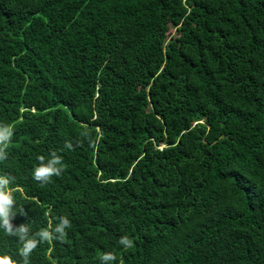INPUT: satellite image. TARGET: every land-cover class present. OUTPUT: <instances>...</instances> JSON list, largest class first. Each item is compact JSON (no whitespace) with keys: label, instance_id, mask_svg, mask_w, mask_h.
Instances as JSON below:
<instances>
[{"label":"trees","instance_id":"16d2710c","mask_svg":"<svg viewBox=\"0 0 264 264\" xmlns=\"http://www.w3.org/2000/svg\"><path fill=\"white\" fill-rule=\"evenodd\" d=\"M0 123L28 264H264V0H0Z\"/></svg>","mask_w":264,"mask_h":264},{"label":"clouds","instance_id":"9594fccd","mask_svg":"<svg viewBox=\"0 0 264 264\" xmlns=\"http://www.w3.org/2000/svg\"><path fill=\"white\" fill-rule=\"evenodd\" d=\"M11 132V125L0 123V158H3L5 155L3 147L6 146ZM36 158L39 160L45 159L43 155H37ZM57 165H60V157L53 153L47 164L33 166L32 176L36 180L47 181L53 173L58 172ZM60 167H63V165H60ZM12 179L8 174L0 173V228L5 232L15 234L22 241V246L19 249V260L6 251H0V264H28L29 254L36 247L37 239L39 241L50 239L56 232L61 233L62 237L66 226H69V220L61 216L51 230L43 227L34 233H30L29 226L24 223L14 228L11 221L17 212L13 208L14 196L12 190L9 188V183ZM22 211L23 209L20 212ZM127 242L126 238H121V243ZM112 258L111 253H105L101 257L102 260H110Z\"/></svg>","mask_w":264,"mask_h":264}]
</instances>
